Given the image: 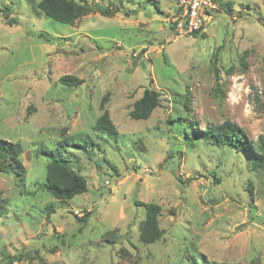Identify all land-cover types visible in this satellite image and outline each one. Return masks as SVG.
Returning a JSON list of instances; mask_svg holds the SVG:
<instances>
[{"label": "rangeland", "instance_id": "rangeland-1", "mask_svg": "<svg viewBox=\"0 0 264 264\" xmlns=\"http://www.w3.org/2000/svg\"><path fill=\"white\" fill-rule=\"evenodd\" d=\"M41 1L0 0L12 8L0 11V140L22 145L25 167L0 173V264H264V168L192 133L231 121L264 135V0H213L204 30L182 37L176 0H74L92 7L74 25L39 14ZM146 89L161 104L133 120ZM104 113L116 134L95 128ZM40 148L59 149L88 192L49 194ZM149 203L163 235L146 245Z\"/></svg>", "mask_w": 264, "mask_h": 264}, {"label": "trees", "instance_id": "trees-1", "mask_svg": "<svg viewBox=\"0 0 264 264\" xmlns=\"http://www.w3.org/2000/svg\"><path fill=\"white\" fill-rule=\"evenodd\" d=\"M145 1L149 2V0ZM91 8L86 3L74 0H42L37 4L39 14L63 25H74ZM0 11L7 20L12 12V8L4 6V9ZM98 11L103 15L110 14L109 8H98ZM7 24L13 26L17 24V20L10 19ZM36 36L43 38L47 42L52 40L44 32H39ZM241 63L242 65L244 64V59H241ZM59 81L62 85L78 88L84 82L71 75L62 76ZM105 100L101 105L102 108ZM160 104V94L154 90L146 89L143 96L135 103L134 109L130 112V117L133 120H147ZM98 119L95 128L99 132L105 135L117 133L108 113H104ZM192 126L194 127L192 133L196 139H203L218 146L233 149L252 160L256 167L264 168V135L259 136L258 141L255 143L247 137L238 124L231 121H225L222 124L220 123V125H210L204 129H199L196 123ZM185 132H188V129ZM187 134L189 135V133ZM73 141L76 144L79 140L73 139ZM21 146L20 143L0 140V173L16 174L19 177H25V167L21 160L23 147ZM58 150L52 151L40 148L39 155L42 154L50 157L47 165L46 182L43 188L59 201H70L78 195L87 193L88 184L84 177L76 174L70 167L69 159L60 154ZM142 205L146 210V219L141 225L140 240L143 244L150 245L160 240L162 238L161 235H163V231L159 227L161 206L154 203Z\"/></svg>", "mask_w": 264, "mask_h": 264}, {"label": "built area", "instance_id": "built-area-1", "mask_svg": "<svg viewBox=\"0 0 264 264\" xmlns=\"http://www.w3.org/2000/svg\"><path fill=\"white\" fill-rule=\"evenodd\" d=\"M171 24L177 37L193 36L201 32L213 18V0H176Z\"/></svg>", "mask_w": 264, "mask_h": 264}]
</instances>
